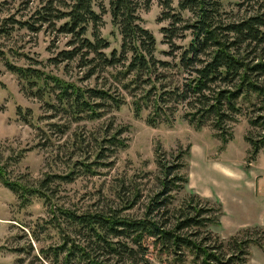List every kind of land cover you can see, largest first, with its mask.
I'll list each match as a JSON object with an SVG mask.
<instances>
[{"label":"trees","instance_id":"trees-1","mask_svg":"<svg viewBox=\"0 0 264 264\" xmlns=\"http://www.w3.org/2000/svg\"><path fill=\"white\" fill-rule=\"evenodd\" d=\"M39 1L33 17L6 18L0 34L9 35L15 28L39 32L46 26L67 34L70 48L51 59L55 64L78 62L87 78L109 72L117 83L82 87L5 57L7 69L34 88L39 98L55 94L57 105L48 99L50 106L62 108L73 121H94L126 103L120 90L140 92L133 101L135 111L139 114L151 104L148 123L153 126L168 121L178 104L184 103L189 121L199 127L210 122L224 143L233 139L231 124L246 116L255 129V134L249 131L245 137L252 159L264 149V0H239L235 14L227 12L221 0H179L177 7L173 0H158L163 6L159 20L169 21L161 30L170 48L166 52L170 61L156 57L157 39L142 25L139 15L140 9H148L154 0H108L112 23L121 34L120 49L113 48L110 53L106 52L110 42L100 30L101 15L107 12L101 4L104 0ZM186 39L184 44L177 43ZM172 67L184 74L183 83L164 85L167 76L162 70ZM126 130L118 127L111 135L106 132L96 139L92 152L81 156V170L102 174L96 166H111L104 161L109 148L128 147L126 138L121 137ZM187 152L180 151L167 163L157 149L158 186L145 202L141 190L134 186L130 196L119 193L122 205L81 213L61 209L72 235L54 248V257L64 264H152L153 257L170 264H187L189 258L191 264H249L250 246L264 249L263 229L246 228L225 239L212 229L221 226L220 204L213 205L196 193L176 203V195L188 184L183 172ZM91 157L93 161H89ZM73 174L71 166L66 175H50L38 187H29L10 181L6 168L0 165V180L23 201L30 196L50 199L44 191L48 190L46 184L53 178L71 180ZM141 202L143 205H138ZM138 208L141 213L136 214Z\"/></svg>","mask_w":264,"mask_h":264},{"label":"rangeland","instance_id":"rangeland-1","mask_svg":"<svg viewBox=\"0 0 264 264\" xmlns=\"http://www.w3.org/2000/svg\"><path fill=\"white\" fill-rule=\"evenodd\" d=\"M221 1L227 12H238L239 0ZM39 2L0 0V25L12 16L33 17ZM178 2L173 0V6L177 7ZM101 4L106 7V13L98 5L95 9L102 13L100 30L110 42L106 50L110 53L113 48L120 49L121 34L112 23L108 0ZM162 12L163 6L154 0L148 9H140L139 15L142 25L157 39L156 57L170 61L172 58L166 54L170 48L161 30L169 21L159 20ZM70 39L69 35L47 26L39 32L15 28L9 35L0 34V165L6 168L7 178L38 187L47 176L66 175L74 166L71 180L53 178L46 184L48 190L44 191L50 199L30 196L28 201H23L0 180V264H64L53 254L54 248L72 235L61 209L81 213L107 205H122L119 193L130 196L134 186L141 190L145 202L158 186L157 149L167 163L180 151H188L184 155L187 167L183 170L188 175V184L176 195V203L196 193L213 205L220 204L221 226H213L214 232L228 239L246 228L264 230V149L252 159L251 146L245 137L249 131L255 134V129L246 116L231 124L233 139L224 143L210 122L203 127L191 123L185 114L189 108L184 103L178 104L168 121L160 120L161 124L155 126L149 124L152 105L144 106L137 114L133 101L139 98L140 92L121 88L126 103L119 109L113 108L94 121H73L62 108L48 104L50 99L57 105L53 92L44 99L39 98L34 88L4 64L5 57H9L17 65L41 69L82 87L117 85L109 72L87 78L86 70L78 62L55 64L51 59L70 48ZM187 40H177V43L184 44ZM162 71L167 76L162 82L164 85L183 83L184 74L176 68ZM240 103L245 104L243 100ZM169 105L176 107L177 104L169 102ZM118 127L127 128L121 137L126 138L128 147L109 148L104 161L111 166H96L102 174L84 173L79 164L81 156L92 152L96 139L100 140L103 133L111 135ZM93 160L91 157L89 161ZM135 213H141V209ZM250 253L249 264H264V249L252 244ZM190 259L187 264H191ZM152 264L170 262L153 257Z\"/></svg>","mask_w":264,"mask_h":264}]
</instances>
